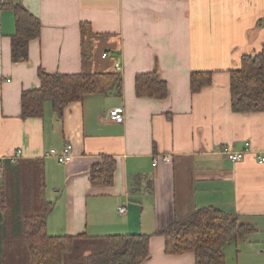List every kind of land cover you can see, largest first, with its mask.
I'll use <instances>...</instances> for the list:
<instances>
[{
  "label": "crops",
  "instance_id": "1",
  "mask_svg": "<svg viewBox=\"0 0 264 264\" xmlns=\"http://www.w3.org/2000/svg\"><path fill=\"white\" fill-rule=\"evenodd\" d=\"M8 1L30 10L42 29L28 60L15 64V16L0 0V168L22 151L0 178L20 165L41 167L44 198L55 204L48 234H87L97 241L149 235L142 264H196L194 254H166L159 233L213 207L257 230L224 247L225 264H264V112H234L230 91V74L242 58L264 48V0ZM83 25L92 33L83 35ZM39 69L119 73L122 91L72 102L61 117L47 103L43 117L22 119V93L40 86ZM153 72L168 84L166 100L136 95V76ZM195 72H211L213 83L192 94ZM116 108L124 110L123 124L109 119ZM68 144L71 163L46 156ZM247 144L241 162L224 153ZM165 156L171 161L154 166ZM103 157L116 161L114 183L96 188L90 173ZM14 260L1 256V264Z\"/></svg>",
  "mask_w": 264,
  "mask_h": 264
},
{
  "label": "trees",
  "instance_id": "2",
  "mask_svg": "<svg viewBox=\"0 0 264 264\" xmlns=\"http://www.w3.org/2000/svg\"><path fill=\"white\" fill-rule=\"evenodd\" d=\"M13 10L16 33L12 37V60L15 64L28 60L31 42L40 38V19L21 4L3 0V7ZM83 35L92 33L89 25H83ZM40 86L27 90L21 96V118L43 117L45 105L50 103L53 111L61 117L72 102H82L92 95H107L112 91L121 93L122 76L119 73L50 74L38 70ZM211 72H195L190 76L192 94L211 86ZM135 91L139 98L166 100L168 84L156 72L139 74L135 79ZM232 110L236 113L264 112V48L255 55H245L240 68L230 74ZM116 161L103 157L93 166L90 182L93 187H111L114 183ZM44 183L39 194L44 199L40 215L25 216L20 220L19 235L28 251V264H64L65 255L74 254L83 243L97 241L87 234L77 236H51L47 232V219L54 203L44 198ZM9 208L3 186L0 188V212ZM256 228L226 214L217 208H205L194 212L184 221L175 222L159 234L165 238L168 255L194 254L196 264H225L224 247L231 242L246 241L256 233ZM151 236L144 234L114 235L102 239L105 248L99 253L85 257V264H142L149 258ZM2 252L0 250V264Z\"/></svg>",
  "mask_w": 264,
  "mask_h": 264
},
{
  "label": "rangeland",
  "instance_id": "3",
  "mask_svg": "<svg viewBox=\"0 0 264 264\" xmlns=\"http://www.w3.org/2000/svg\"><path fill=\"white\" fill-rule=\"evenodd\" d=\"M1 184L9 204L5 213L0 212L2 256L15 257L14 264H28L26 243L17 233L20 231V220L25 216L40 215L43 211L44 199L39 194L41 167L20 165L17 170L8 172L5 178H0V188ZM104 248L102 241L85 242L74 254L65 255L64 264H85L87 255L102 252Z\"/></svg>",
  "mask_w": 264,
  "mask_h": 264
},
{
  "label": "built area",
  "instance_id": "4",
  "mask_svg": "<svg viewBox=\"0 0 264 264\" xmlns=\"http://www.w3.org/2000/svg\"><path fill=\"white\" fill-rule=\"evenodd\" d=\"M177 1H192V0H177ZM107 54L104 55V57H106ZM109 119L118 123V124H123L124 123V110L120 109V108H116L110 111L109 113ZM249 144L246 145V149H244L243 151L240 152H235L229 149H224V153L226 154V156L228 157V159L230 161H232L233 163H238L244 160L245 154L246 152L249 150ZM22 156V151L18 150L16 151L13 155L6 157L5 159H3V163H2V167H1V173L4 172V165L7 164H11L14 165L18 162V160L21 158ZM47 157H53L55 158L60 164H69L71 163L74 158H75V154H74V147L71 144H68L64 147V149L61 152L56 151L55 149L50 150L47 154ZM164 161V162H169L171 161V157L169 156H165L162 158H156L154 160V166H158L160 161ZM260 163H264V157L260 158ZM120 213H124L125 212V208H120L119 209Z\"/></svg>",
  "mask_w": 264,
  "mask_h": 264
}]
</instances>
